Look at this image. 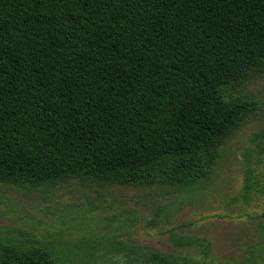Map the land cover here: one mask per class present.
Instances as JSON below:
<instances>
[{"label": "trees", "instance_id": "16d2710c", "mask_svg": "<svg viewBox=\"0 0 264 264\" xmlns=\"http://www.w3.org/2000/svg\"><path fill=\"white\" fill-rule=\"evenodd\" d=\"M263 61L264 0H0V183L198 177L248 110L223 90Z\"/></svg>", "mask_w": 264, "mask_h": 264}, {"label": "rangeland", "instance_id": "374dc122", "mask_svg": "<svg viewBox=\"0 0 264 264\" xmlns=\"http://www.w3.org/2000/svg\"><path fill=\"white\" fill-rule=\"evenodd\" d=\"M223 94L248 110L198 177L171 172L181 158H170L137 184L127 173L0 183V259L9 249L56 264H264V61Z\"/></svg>", "mask_w": 264, "mask_h": 264}]
</instances>
